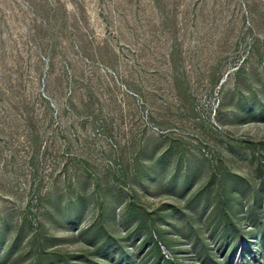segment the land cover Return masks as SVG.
<instances>
[{
	"label": "rangeland",
	"instance_id": "1",
	"mask_svg": "<svg viewBox=\"0 0 264 264\" xmlns=\"http://www.w3.org/2000/svg\"><path fill=\"white\" fill-rule=\"evenodd\" d=\"M0 264H264V0H0Z\"/></svg>",
	"mask_w": 264,
	"mask_h": 264
}]
</instances>
